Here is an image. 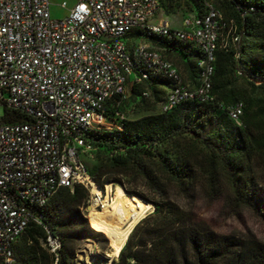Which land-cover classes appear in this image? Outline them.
I'll list each match as a JSON object with an SVG mask.
<instances>
[{"label":"trees","instance_id":"trees-1","mask_svg":"<svg viewBox=\"0 0 264 264\" xmlns=\"http://www.w3.org/2000/svg\"><path fill=\"white\" fill-rule=\"evenodd\" d=\"M183 1L191 7L188 14L196 17L205 13L206 2H213ZM214 1L226 25L224 33L233 27L237 42L215 53L210 99L186 101L167 113L124 120L119 131L87 134L100 157L96 167L86 168L95 186L101 189L108 182L117 183L128 196L153 206L110 264H264V242L218 235L169 197L175 189L183 198L193 199L203 180L210 199L219 198L224 183L234 205L264 222V193L253 169L257 160L264 164V0ZM148 41L168 61L170 55L181 57L190 78L187 85H198L196 65L201 54L197 50L176 39L150 37ZM170 86L168 80L150 78L132 86L128 100L119 108H108L107 114L112 119L128 102L142 104L147 100L143 92L150 99L163 95L161 102ZM238 103L242 104L240 127L228 115ZM7 113V123L17 120L15 112ZM138 183L148 195L136 191ZM87 193L80 186L60 189L36 210L40 225L30 223L18 239L21 243L13 246L14 264H53L42 248L47 234L60 244L56 264H73L75 244L81 239L107 244L103 233L90 230L82 218Z\"/></svg>","mask_w":264,"mask_h":264},{"label":"built area","instance_id":"built-area-1","mask_svg":"<svg viewBox=\"0 0 264 264\" xmlns=\"http://www.w3.org/2000/svg\"><path fill=\"white\" fill-rule=\"evenodd\" d=\"M160 1L63 0L65 16L53 19L49 0H0V107L18 116L0 118V264H14L13 246L30 223L40 225L36 210L58 190L90 193L95 184L80 159L95 151L87 134L121 129L123 114L111 119L107 110L124 104L132 86L171 82L162 114L210 99L215 53L237 42L234 28L224 33L221 13L206 2L202 16L186 15L171 29L157 20ZM150 37L176 39L201 54L195 88ZM241 114V103L229 110L237 127ZM44 246L56 264L58 239L47 234Z\"/></svg>","mask_w":264,"mask_h":264},{"label":"rangeland","instance_id":"rangeland-1","mask_svg":"<svg viewBox=\"0 0 264 264\" xmlns=\"http://www.w3.org/2000/svg\"><path fill=\"white\" fill-rule=\"evenodd\" d=\"M62 2L63 0H49L50 15L53 19H62L65 16L66 12L60 9V4ZM212 4L217 8L214 0ZM67 6H70V3H67ZM190 8L191 7L187 6L183 0H163L161 11L159 12L157 17H163L161 15L163 14L164 16H166V19L163 18V20L168 23L171 29H180L183 17H185V15H191L188 14L189 12H191ZM168 59L176 67L181 75L182 80L186 84L189 83L190 78L185 67V61L181 57L173 55L168 56ZM162 97L163 95H160L157 98L143 101V103L139 105L128 102V104L124 106V110L122 111L125 120H136L144 116L158 114L159 102ZM5 116L6 112L4 108L0 107V118H4ZM98 156L99 155L97 152L96 154H92V156H81L80 159L86 168L91 169L92 166L96 167L98 165L100 161V157ZM100 156L106 157L105 154H101ZM255 164L256 165L253 166L255 178L259 184V187L264 193V164L263 162H261V160H257ZM106 184L117 186L123 191L125 195H127L119 184L112 182H108ZM106 184H103L101 190L104 189V186ZM221 188L222 195L219 198L216 197L214 199H210L205 182L201 180V183L197 187V191L194 194L193 199L183 198L175 189H171L169 191V197L182 209L193 212V214L199 221H201L209 230L218 235L236 237L248 236L254 237L256 240L264 242V222L254 216L247 209L241 208L240 206H236L232 203L229 195V187L227 186V184L223 183V185H221ZM136 191L148 195V191H146L142 183H138ZM87 194L88 198L85 201L84 207L80 210V212L83 220L91 230L92 226L89 223L91 212L89 210V207L92 201V197L90 193ZM142 202L145 205H150L151 208H149V210L143 215L139 222L143 218L151 214L153 211V206L151 204L145 203L144 201ZM97 210L99 211L100 208H98ZM125 228L126 227H124L123 229ZM102 236L106 239L107 244H103L100 242L98 243L90 239H81L77 241L75 244V259L72 263L110 264L112 260L116 259L119 254V252L117 253V246L109 237H107L105 233H103ZM127 238L128 236L124 240V244ZM20 243L21 240H19L17 244ZM42 248L46 250L43 244Z\"/></svg>","mask_w":264,"mask_h":264},{"label":"bare ground","instance_id":"bare-ground-1","mask_svg":"<svg viewBox=\"0 0 264 264\" xmlns=\"http://www.w3.org/2000/svg\"><path fill=\"white\" fill-rule=\"evenodd\" d=\"M90 195V225L97 232L105 233L117 246V253L120 252L132 228L151 206L125 195L120 188L110 184H106L103 190L93 185Z\"/></svg>","mask_w":264,"mask_h":264},{"label":"crops","instance_id":"crops-1","mask_svg":"<svg viewBox=\"0 0 264 264\" xmlns=\"http://www.w3.org/2000/svg\"><path fill=\"white\" fill-rule=\"evenodd\" d=\"M161 11V10H160ZM163 17H157V20H163V18L166 19V16H164L163 14H161ZM174 28V27H173ZM177 28V27H176ZM178 29V28H177ZM151 45V44H150Z\"/></svg>","mask_w":264,"mask_h":264}]
</instances>
